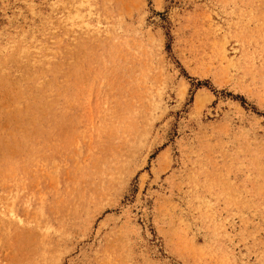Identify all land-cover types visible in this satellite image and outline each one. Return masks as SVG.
<instances>
[{
    "label": "rangeland",
    "instance_id": "obj_1",
    "mask_svg": "<svg viewBox=\"0 0 264 264\" xmlns=\"http://www.w3.org/2000/svg\"><path fill=\"white\" fill-rule=\"evenodd\" d=\"M0 264H264V0H0Z\"/></svg>",
    "mask_w": 264,
    "mask_h": 264
}]
</instances>
